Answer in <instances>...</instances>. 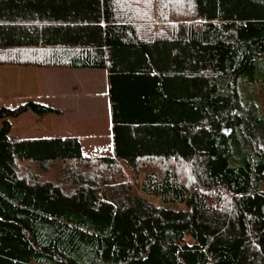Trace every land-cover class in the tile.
I'll use <instances>...</instances> for the list:
<instances>
[{
    "label": "trees",
    "instance_id": "trees-1",
    "mask_svg": "<svg viewBox=\"0 0 264 264\" xmlns=\"http://www.w3.org/2000/svg\"><path fill=\"white\" fill-rule=\"evenodd\" d=\"M5 63L107 69L114 156L0 107V264H264V0H0Z\"/></svg>",
    "mask_w": 264,
    "mask_h": 264
},
{
    "label": "crops",
    "instance_id": "crops-1",
    "mask_svg": "<svg viewBox=\"0 0 264 264\" xmlns=\"http://www.w3.org/2000/svg\"><path fill=\"white\" fill-rule=\"evenodd\" d=\"M27 101L58 113L9 117L10 139L76 138L86 157L114 156L107 69L0 64V107Z\"/></svg>",
    "mask_w": 264,
    "mask_h": 264
},
{
    "label": "rangeland",
    "instance_id": "rangeland-1",
    "mask_svg": "<svg viewBox=\"0 0 264 264\" xmlns=\"http://www.w3.org/2000/svg\"><path fill=\"white\" fill-rule=\"evenodd\" d=\"M256 91H257V93H259L260 94V99H261V103H260V105H261V108H262V110H264V87H261V86H259L258 84H256ZM175 162H170L169 164H174ZM155 164V163H154ZM176 164V163H175ZM175 168H176V165L174 166ZM185 172L184 171H181V173L179 174V176L182 178L183 176H185ZM141 176H143V175H141ZM148 199L151 201V202H153V203H155L156 205H158V206H162L163 205V203L159 200V199H157V198H153V197H148ZM170 207H172V208H174V209H184V206L183 205H171ZM186 240H187V242L188 243H190L191 242V240H190V238L189 237H187L186 238Z\"/></svg>",
    "mask_w": 264,
    "mask_h": 264
}]
</instances>
